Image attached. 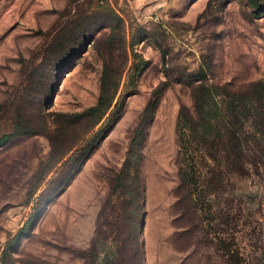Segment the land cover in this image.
<instances>
[{
	"label": "rangeland",
	"instance_id": "374dc122",
	"mask_svg": "<svg viewBox=\"0 0 264 264\" xmlns=\"http://www.w3.org/2000/svg\"><path fill=\"white\" fill-rule=\"evenodd\" d=\"M107 6L126 22L110 50ZM105 70L112 106L89 114ZM205 75L264 80V0H0V264H111L104 246L125 249L112 264L136 247L142 264H228L220 240L264 264V164L181 187L191 154L212 177L178 126Z\"/></svg>",
	"mask_w": 264,
	"mask_h": 264
},
{
	"label": "trees",
	"instance_id": "16d2710c",
	"mask_svg": "<svg viewBox=\"0 0 264 264\" xmlns=\"http://www.w3.org/2000/svg\"><path fill=\"white\" fill-rule=\"evenodd\" d=\"M252 4L255 5V8H260L256 2ZM103 9L113 22L112 33L104 38L107 50H110L116 45L115 42L120 39L118 35L125 33L126 22L114 9L108 6ZM124 37L122 36L121 38L125 41ZM100 42V38L96 39L94 46H98ZM119 45H123L122 41ZM192 77L195 78L196 76ZM111 79L110 73L105 70L98 103L88 110L89 114H96L98 112L102 114L104 110L112 106L119 83L113 82V87L110 88ZM197 79L198 83H193L191 88L192 106L182 104L179 112L178 126L179 129L183 130V140L181 139L183 141V148L187 149V144L194 143L197 150H199L198 156L210 168L212 177L207 179L203 178L200 174L197 175V165H193V163H197L195 161L196 157L191 154L194 158H191L192 165L188 167L190 168V172H192V177L188 179L187 176H184L181 180V187L188 190L194 186L198 188L201 185H208L210 187L220 185L221 182L215 181L220 174L224 176L223 171L218 168V165L222 161L227 165V172L235 173L236 175L248 173V165L258 169L264 164V80L252 81L242 85L240 88H235L232 83L210 84L206 75L201 77V79ZM16 120V128L20 129V131L17 130V134H39L35 130H23L26 127L23 126L21 116L18 115ZM8 137L0 139V142L5 141ZM213 142L216 143V152L219 149L220 153H222V148L223 154L218 156L214 152H210L209 155L215 164H209L202 156L200 149L205 144L212 145ZM54 163L41 172L39 182L33 193L46 180L55 166ZM183 170L181 168V171ZM119 181L118 188H121L123 187L122 179L119 178ZM191 196L193 195L190 192V194H186L185 199L188 200V197L191 198ZM219 242L221 250L227 254L228 264H246L244 258L241 256V252L237 249L232 250L230 248L231 244L226 243V240H220ZM113 248L104 246L101 250L103 255H105L104 260L111 264L125 251L120 246H117L116 250L115 247ZM93 253L95 256H98L95 251ZM6 256L9 257L7 254ZM132 258L134 264H142L139 248L136 247Z\"/></svg>",
	"mask_w": 264,
	"mask_h": 264
},
{
	"label": "crops",
	"instance_id": "0c3cea01",
	"mask_svg": "<svg viewBox=\"0 0 264 264\" xmlns=\"http://www.w3.org/2000/svg\"><path fill=\"white\" fill-rule=\"evenodd\" d=\"M152 1H154V0H152ZM148 2H151V0H146V3H148Z\"/></svg>",
	"mask_w": 264,
	"mask_h": 264
}]
</instances>
